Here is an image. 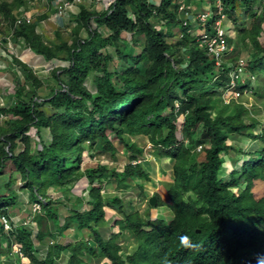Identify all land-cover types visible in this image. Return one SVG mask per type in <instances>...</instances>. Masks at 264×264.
Masks as SVG:
<instances>
[{
	"label": "trees",
	"instance_id": "1",
	"mask_svg": "<svg viewBox=\"0 0 264 264\" xmlns=\"http://www.w3.org/2000/svg\"><path fill=\"white\" fill-rule=\"evenodd\" d=\"M185 1L184 5L195 4L203 12L209 4L217 10L216 0ZM237 1L220 0L230 18H234ZM23 5L24 0L0 1V15L13 23L14 11ZM111 9L108 14L81 7L73 19L76 26L70 45L59 33L57 42L45 45L35 33L37 23L22 25L16 31V40L33 53L47 61L65 62L66 66L51 72L57 86L44 99L35 94L36 87L44 82L16 60L33 87L29 92L18 89L16 105L6 112L14 118L0 125V257L5 256L7 264H17L22 257L28 264H57L66 252L70 256L65 264H90L92 260L103 264H236L227 236L234 225L223 227L221 213L252 221L264 208V200L257 202L249 190L233 194L234 188L241 187L236 168L229 172L227 181L219 172L226 170L222 157L240 151L236 145L227 144L229 138L243 136L260 121L241 99L224 103L222 96L233 91L242 95L244 90L253 95L263 90L264 95V15L244 9L251 24L239 29L238 38L244 45L247 41L250 48L247 67L240 71L235 56L232 62L216 64L221 57L208 53L206 46L199 47V42L190 37L195 23L207 35H213L218 19L215 14L204 23L193 18L184 25L186 17L177 12L176 0H161L159 6L150 0H118ZM163 26L168 28L166 32ZM175 27L184 31L185 38L175 37L173 43L169 38L174 37ZM83 33L88 36L79 39ZM164 34L169 40L165 41ZM175 47L185 51L188 61L174 56ZM114 61L116 65L111 70L109 64ZM89 79L94 92L86 87ZM45 105L49 106L47 110ZM179 116L184 117L180 130ZM31 128L38 137L34 148L27 135ZM43 130L50 132L49 143L40 139ZM111 135L132 153L130 160L144 153L134 138L146 137L159 160L167 158L173 163V183H165L167 200L155 194L157 205L147 204L140 213L119 195L101 193L111 183L128 190L137 182L142 195H147L145 184L153 180L140 164H127L121 173L105 167L81 171L83 154L89 148L115 154ZM259 139L264 142V130ZM21 143L24 148L19 150ZM199 145L203 146L201 154L193 151ZM263 152L264 148H259V153ZM259 158L257 154L244 161V179L251 178L255 164L264 170V161ZM9 168L11 171H6ZM84 177L89 183L87 197L82 193L73 196L69 205L67 193ZM17 181L23 186L17 187ZM49 189L62 194L61 198L53 200ZM20 194H27L28 202L38 206L31 221L35 227H27L25 221L14 226L11 221ZM85 203L88 208L82 210ZM160 206H165L169 214L150 219V210ZM63 209L68 215L61 225ZM107 209L116 211L121 218L115 221L118 232L104 238L101 229L108 224ZM3 218L13 225L10 229H5ZM70 227L79 231L89 227L92 234L84 238L86 241L64 245L59 240L60 230L66 232ZM128 233L137 248L126 255L127 245L120 242L128 239ZM181 235L190 236L199 248H183L179 243ZM14 247L20 252L15 253ZM42 247L46 248L45 254H41Z\"/></svg>",
	"mask_w": 264,
	"mask_h": 264
},
{
	"label": "rangeland",
	"instance_id": "2",
	"mask_svg": "<svg viewBox=\"0 0 264 264\" xmlns=\"http://www.w3.org/2000/svg\"><path fill=\"white\" fill-rule=\"evenodd\" d=\"M0 1H7V2H12L14 0H0ZM26 5H25V9L29 12H31L32 15V19L37 18L38 16L42 15L41 13H47L49 15L52 16L51 11L49 10L48 12L46 11V6L43 0H24ZM177 2L183 1L184 3L186 2L185 0H176ZM258 3H262V7L263 10L260 14L264 15V0H258ZM257 3V4H258ZM205 5V1H203L202 6ZM256 5L255 4H246V2L244 0H238L235 4L236 9H235V14H234V18H230L227 21V25H234L235 27V31H233V33H231L230 35L233 37V43H230L228 46H226V49L224 52H222L219 57H221L220 59H218L216 61V64H221L222 62H232L231 59H233L232 57L236 58V60H238V63L240 60H242V65H239V69L244 70L247 67V63H248V59H249V44L246 41V45H244V43L242 41L239 40L238 36H239V29H243L246 24H248V27L251 24V18H248L249 20L245 21L243 17H241L242 15H244V13L241 14V12H243L244 9H251L252 7H254ZM93 7H96V3L92 4ZM258 7V5H257ZM103 8V5H99V7L97 8V10H100ZM198 10H200L199 8H196ZM45 14V15H47ZM249 15V13H248ZM246 19V16H244ZM191 19H193L190 16ZM196 19V18H194ZM44 25L49 26L50 25V21L46 20L44 22ZM53 27H55V25H53ZM262 29L264 32V23L262 24ZM2 30H4V27H2ZM54 29L51 27L48 32L53 31ZM163 30L166 32L168 30V28H166L165 26H163ZM201 29L198 28V25L195 23L191 32H190V37H192L195 42L196 40L199 39V37H201V34L203 32H200ZM76 31V30H75ZM180 31V27H175L173 29V34L174 37L169 38L168 36L164 34L163 38L165 39V41L168 39L169 41H172L173 43H175L176 38H179V40H183L185 38V36H181V34L179 33ZM60 34L62 36H64V40L66 41V43L68 45L72 44V38L74 36V32L73 31H69L66 35V31H61ZM69 34H71V36H69ZM53 35V34H52ZM188 35V34H187ZM7 37L6 32H3V34L1 35V40ZM48 37V36H47ZM55 36H50L48 37L49 40L46 41H52L54 40ZM176 37V38H175ZM55 42H57V40H55ZM141 44L143 45V42H141ZM22 45V44H21ZM13 46V43H12ZM22 47V46H21ZM16 48V52L13 50H7L6 48H3V53L2 55H11L13 58H16L17 56L19 57L21 54V51H19L20 48L15 47ZM176 53L174 54V56L176 58H184L186 61H188V56L187 54H185V51L183 49H179L177 47H175ZM103 52V51H102ZM11 53V54H10ZM15 53L17 54V56L15 55ZM232 53V54H231ZM18 57L16 59H18ZM20 58V57H19ZM4 60V58L2 56H0V61L1 63H3V65L7 68L4 72L2 77L4 78V80L6 82H8L9 84L13 83V86H15L16 82L17 85L20 87L22 80H18L17 77H15V69L8 65L7 62L2 61ZM23 60H25V58L23 57ZM186 61L184 63H182L183 66L186 65ZM65 64V63H64ZM64 64H60L62 66H64ZM116 62L114 61L113 63L110 62L109 64V68L112 70L113 67H115ZM12 71V72H11ZM37 76L42 80V82H44V85L42 86H37V90L36 93L37 96L44 98L46 97V95H49L51 88L54 87L56 88L57 83L56 81L51 77L50 72L46 73V72H42L41 69L37 70ZM246 79V75H243L242 80ZM252 81L254 82L253 78ZM260 83L259 86L262 87V78L260 77ZM86 87L91 91L94 92V86H93V81L92 79H89L86 82ZM254 87V84L251 85V88ZM4 90L5 93L4 94H0V96H2L4 98V102L6 103V105H9V101L11 98H8L9 94L7 93V88L5 87H1L0 86V91ZM14 91L16 93V91H18V89L14 88ZM234 91L233 93H229V94H223L222 98L224 103H229L232 99L234 95ZM263 94V90L261 91L260 94H256L253 95L251 92L241 95L240 97H238V99H241V103L245 104L246 107H248L247 109L251 112V115H254V117L256 119H258L260 121V127L262 129H264V95ZM12 96V95H10ZM235 98L237 99V96H235ZM49 108L48 105L44 106V109L47 110ZM8 111V109L6 110ZM184 123V117L183 116H179L178 118V122H177V126L181 127L182 124ZM246 124H250V121L248 120V118H246L245 120ZM4 124V122L2 121L0 123V125ZM36 132L34 128L31 129V131L29 130V132H27V135L30 136V140H31V146L34 148L35 147V143L36 140H38V137L36 136ZM48 132V133H47ZM46 131H42V135L40 136V139L45 140V143H49L50 139H51V135L50 132L47 130ZM254 132V131H253ZM259 130H256V133H258ZM247 133H251V132H247ZM178 138L181 140V136L179 135V133L177 134ZM110 140L113 141V145L115 146V154L113 155V153H111L110 151H104V152H94L92 151V148H89L88 150H86L83 154V158H82V163H81V171H85L87 169H92L93 168H98V167H105L108 171H112L113 169H115L116 172L121 173L124 169V167L130 163V162H140V165H142V167L148 172L150 178H152V182L151 183H147L145 185V189L147 190V195L152 196L153 193H159L162 197L163 200H167V196L165 195V189L166 185H164V183H173V177H172V162H169V160L167 158H162V159H158L157 156L154 153V149L149 148L150 144L148 143V139L146 137H140V138H134L135 143L138 144V146L144 147L145 149V153L143 156H139L137 159H133L130 160V156L132 155V153L126 151L124 149V147L118 143V141H116V138L114 137V135L110 136ZM235 143V144H234ZM236 145L238 147L241 148V153H237V155L234 157V159H232V163H240L242 162V160H248L249 159V153L254 152L257 149V145H259V147H263L264 145H262L259 141H256V143H252V141H250L247 138H243V137H239V136H235V137H231L230 140L228 141V145ZM24 145L21 143L20 147L18 148L19 150L23 149ZM17 150V151H19ZM244 154V155H243ZM91 155H93L91 157ZM228 158V156H227ZM231 161L229 162V165H232ZM6 171L10 172V168L6 169ZM91 171V170H89ZM88 180H86V178H82L80 181H77L73 188L71 193H67V196L71 199V202L69 201V205H71V203L74 200V197L80 195L81 193L84 194V197H87L88 194V190H89V183L87 182ZM132 181L128 180V183H130ZM23 186V182H19L17 181V187H22ZM103 193L105 194L107 192H109L110 195H119V197H123L126 201L127 205H131L132 207H134V209H137L140 213H144V211L147 209V204H148V198L144 195L140 193V189L137 186V182H134L131 184V188L128 190L123 189L122 186H117L116 183H111L110 185H107L104 190H102ZM237 190H234V192ZM264 192V186L258 187L256 189V196H260L262 195ZM48 195L53 199V200H57L59 198H61V195L59 192H53V189H49L48 190ZM74 196V197H73ZM38 206L37 205H32L28 202V195L27 194H20V202L19 204L13 208V211L11 212L13 215L11 217V221L13 223L14 226H18L21 223H23L24 221L26 222L25 224L27 225V227L31 228L32 226L35 227L34 224L31 223L32 221V216H33V212L35 209H37ZM88 208V205H86V203L82 206V210ZM81 210V211H82ZM167 208L165 206H160L159 208H155V209H151L150 213H149V217L150 219H155V217H165L167 216ZM68 213L66 211V209H63L62 211V216L60 218V222L61 225H63L64 223V217L67 216ZM170 216V215H169ZM121 218V216L114 210H109L107 209L105 212V219L108 221L107 226H105L103 229H101V234L103 235L104 238H109L110 234L113 233H117L118 232V226L115 224L116 220H119ZM51 224V223H50ZM12 225V226H13ZM60 225V223H59ZM75 225V224H73ZM9 227H6L7 229H10L12 226L10 224H8ZM56 232V230H54ZM60 232H62V236L59 238V240L64 243V245L69 244V243H73L77 244L79 241L81 240H85L84 238L88 239L89 236H91L92 231L89 227H83L81 229V231H79V229L76 227V230L73 229V227H70L66 232L60 230ZM82 238V239H81ZM86 241V240H85ZM121 245H127V249H125L126 251V255L132 254L135 249L137 248V242L134 241L133 237L128 233V239L125 241H121L120 242ZM14 252L16 253V248L14 247ZM46 250L45 247L41 248V254H45ZM68 256H70L68 253L64 252L62 255H60V258L58 259L57 263L58 264H65L66 259L68 258ZM84 260L88 261V256H84ZM3 262H6L5 260V256H2V258L0 257V264H4ZM8 262H6L7 264ZM90 264H103V262H98V261H90ZM17 264H28V260L23 258L21 259V261Z\"/></svg>",
	"mask_w": 264,
	"mask_h": 264
},
{
	"label": "clouds",
	"instance_id": "3",
	"mask_svg": "<svg viewBox=\"0 0 264 264\" xmlns=\"http://www.w3.org/2000/svg\"><path fill=\"white\" fill-rule=\"evenodd\" d=\"M151 2H154V1L151 0ZM181 2L183 3V1H180V2H177L176 1V5L179 7V5H180ZM257 3H258V0L256 2V5L254 7H252V11H255L257 13V15H262V14H260L262 12V10H263L262 3H258V4ZM257 5H258V7H257ZM83 6H81V7H83ZM81 7H80V9H81ZM84 7L87 8L88 10H90V11H97V12H105V11H108V10L104 9V7L102 9H100V10H97V8L99 6L93 7L91 5L90 7L89 6H84ZM21 8H25V5L18 7L14 11V21H13V23H10L9 21L4 20L3 17L0 15V29H1L0 30V56H2L4 58V60H2V61L7 62L8 65L12 66L15 69V74H14L15 77H17L18 80L19 79L22 80V83H21L20 87L21 88H24L26 90V92H29L30 90H32V87H33L32 86V81L30 82V81H27L26 80V77H25V75L23 73V70L16 64V60H18L22 64L26 65L28 67V69L34 74V76H36L39 80H41L37 76V72H34V69L31 68V66H30L31 65L30 60L31 59L32 60H34V59L36 60L37 57H35V56H38L39 57L40 55L33 53L28 46L24 45L20 41H17L16 40V36H15L16 35V31L22 25H33V24L37 23L36 26H35V33L38 34L43 39V42H44L45 45H50V43L52 44V43L55 42V40H56V34L57 33L60 34V32L63 31V30H61L59 28H56V26L53 27V25H55V24L54 23H51V22H50V25L47 26L49 28H46L45 27L44 22L46 20H48L49 19V16H50L47 13H41L42 15H40L37 18L33 19V22L31 24L23 23L18 28H15L14 27V22H15L16 18L19 17V16H21L23 14L22 12H20V9ZM196 8H198V7L195 5L194 6V13L195 14L191 16L192 18H197L196 13L203 12V11L198 10ZM210 8H211V10L215 11V9L213 8L212 4H209V6L206 9V11H208V9H210ZM80 9H79V12H80ZM27 12L29 13V15H31V12L32 11L31 12L27 11ZM79 12L77 13V15L79 14ZM242 13H244V10H243V12H241V14ZM45 14H47V15H45ZM225 14H226V19L222 21L221 27L225 31L224 41H225L226 46H228L229 43H228L227 39H229V40L232 39L233 40V37L230 34L233 33V31H235V27H234V25H227L228 24L227 21H228V19H230V17L228 16L226 10H225ZM77 15H74L72 17L71 20L73 21V23H75V21L73 19H75V17ZM244 16H246V19H245ZM241 17H243L245 21L249 20L248 18H250L248 14H244ZM219 18H220V16H218V19L216 20V23L219 21ZM75 26H76V23H75ZM75 26H74V28H75ZM2 27H4V30H2ZM51 27L54 29L52 31V33L51 32H48V30ZM245 27H248V24H246ZM217 28H218L217 27V24H215V26H214L215 33L213 35H208V37H210V38L211 37H214L215 34H216V32H217ZM3 32H6L7 37L9 35V33L10 34L12 32L14 33L13 42H15V43L18 44V45H16V47L20 48L19 51L22 50L21 53H20L21 55L19 56L20 58L17 56L16 53H15V55L18 57V59H16L17 57L16 58H13L11 55H5V56L2 55V53L4 52L3 51V48H6L7 50H9V48L7 47V44H6L7 43V40H6L7 37H4L1 40V35L3 34ZM73 32H74V29H73ZM200 32H203V31L200 30ZM179 33L182 36L184 35V31H182L181 29H180ZM203 33H206V32H203ZM44 34L46 35V38H47L45 40H44V38L42 36ZM50 34H51V36H55L54 37V40H52V41H46V40H49L48 37L50 36ZM69 36H71V34H69ZM87 36H88L87 34L83 33V34L79 35V39H82L83 37H87ZM61 37L64 40V36L61 35ZM83 39H85V38H83ZM197 41L199 42L198 43V46L199 47L206 46L207 49H208V53L215 54L214 52H211L209 50V46L207 45V43H204L203 42V40L201 39V37H199V39ZM23 57L25 58V60H23ZM9 58H10V60H9ZM241 61L242 60L239 61V65H240ZM48 62H52L53 65H54V67L52 68V70L49 71L50 72V75L52 74L51 72L54 69H57L59 67H63L60 64H62V63L64 64L65 63V62H61L59 60H55V59L52 60V61H47L44 58H43L42 61L36 62V63L39 64V66H40L39 69H41L42 72H43V65H46V63H48ZM64 66H66V63L64 64ZM6 69L7 68L0 61V86L7 88V93L9 94L8 97L11 98L9 101H7V102H9V105H6V103L3 101L4 98L2 96H0V115H1V117H0V123L2 121L3 122H7V121H9V120H11V119L14 118L13 115H11L9 113H6L7 112L6 110L9 109L10 107L16 105V93L14 91V88L15 89H19V86L17 85V82H16L15 86H13V83L12 84H9L2 77L3 72ZM39 69H37V70H39ZM1 93L4 94L5 91L2 89L0 91V94ZM247 93H249V92L247 90H244V92H243L242 95L247 94ZM236 94H238V96ZM10 95H12V96H10ZM234 95L237 96V99L235 98V96H233V99L232 100H238V97L241 96V94H239V92H235ZM31 129H30V131H31ZM180 129H181V127H179V130ZM257 129L259 130L258 133H256V130ZM263 130L264 129H262L260 127V125H258L256 128H251L250 130L247 131V132H251V133H247L246 132L241 137L249 139L250 141H252V143H256V141H259L262 145H264V142L259 139V136H260V134H261V132ZM33 133H36V132H33ZM179 135H180V132H179ZM114 137L116 138V136H114ZM229 140H230V138H229ZM37 141L38 140H36V142ZM116 141H117V139H116ZM228 141H227V144H228ZM111 142L114 143L113 141H111ZM149 144H150L149 148H152V144L151 143H149ZM237 148L240 149V151H236V152L231 151V152H229L228 154H226L225 156L222 157V160L224 162L223 167L226 168V170L225 171L221 170L219 172V175H220L221 178H223L224 180L227 181V179L229 177V172L232 171L234 168H236V170L238 171V173L240 175L241 187L240 188H234L233 189V194L236 195V196H238L239 192L244 191V190H249V193L252 195V197L254 198V200H256L257 202L262 201V200H264V192H263L262 195L256 196V189L258 187L264 186V170H261L255 164L254 166L256 167V170L254 172H252L251 178L248 180L247 178H245V179L243 178V174L245 173V171H243V169L241 167L244 165V163H245L244 161H249L251 158L256 157L257 154L260 155V158H259L258 161H260V160L264 161V152L262 154L259 153V148H262L263 149L264 146L263 147H259V145H257V149L254 152L248 154L249 155V159L248 160H242L241 164L240 163H232V161H233L232 159H234V157L237 155V153H241V148L238 147V146H237ZM143 149H144V147H143ZM202 149H203V146L202 145H199L193 151L197 152L198 154H201ZM144 153H145V149H144ZM144 153H143V155H144ZM227 156H228V158H227ZM230 161H231L232 165H229V162ZM128 164L136 165V164H140V162L134 161V162H130ZM172 174H173V172H172ZM230 181L231 180H229L228 182H230ZM164 185H165V183H164ZM102 190H104V188ZM234 190H237V191L234 192ZM145 191H146V189H145ZM101 193H103V191H101ZM107 193H109V192H107ZM146 194H147V192H146ZM155 194H159V193H153L152 196H155ZM165 195H166V189H165ZM145 196L148 199H150V197H152L150 195H145ZM148 204H149V200H148ZM260 211L261 212L259 214H257L252 221L248 220L247 218L236 217L235 214H232V213H229L230 215H225L228 212L221 213V214L225 215V216L222 215V217H221L222 219H220V221L223 222V224H222L223 227L229 228V226L234 225L233 226L234 229H233L232 233L231 234H227V236H228V243L230 245V250H231V257H232L233 261L236 264H264V208L261 209ZM167 213L169 214V212H167ZM2 222H3L4 226H5V229H6V227H9L8 226L9 223H8L7 219L3 218L2 219ZM197 232L199 233L200 231L198 230ZM179 243L185 249L196 250V249L199 248V244L194 243L192 241L191 237L188 236V235H181L179 237ZM49 244H52V242L50 241ZM19 252H20V249L19 248H16V253H19ZM21 257H22V255H21ZM23 258L24 257H22V259Z\"/></svg>",
	"mask_w": 264,
	"mask_h": 264
},
{
	"label": "built area",
	"instance_id": "4",
	"mask_svg": "<svg viewBox=\"0 0 264 264\" xmlns=\"http://www.w3.org/2000/svg\"><path fill=\"white\" fill-rule=\"evenodd\" d=\"M46 6V11L48 12L49 10L52 12V16H49V21L51 23H54L56 28H59L61 30L66 31L67 33L70 31H73L75 23L71 20L74 15H77L79 12V9L81 6H91L93 3H96L97 6L103 5L104 9L108 10V14L112 12L111 7L116 4L118 0H43ZM151 1V0H150ZM156 3V6H159L161 3V0H152ZM194 6L195 4H191L189 6L184 5L182 2L180 3L177 12L179 14H184L186 19L183 21H188L190 16L194 15ZM216 8L217 10L213 11L208 9V11L205 12H198L196 13L197 19L201 22L204 23L208 16L215 14L216 16H220L219 21L216 23L217 24V32L214 37H208L206 33H203L201 35V39L203 40L204 43H207L209 46V50L211 52H214L217 56H219L223 51L226 49V44L224 41V34L225 31L221 27L222 21L226 19V14H225V7L224 5L220 2V0H216ZM20 12L23 14L19 17L16 18L14 22V27L18 28L20 25L23 23L26 24H31L33 22L32 16L29 15V13L25 10V8H21ZM183 16V17H184ZM186 23H184L185 25ZM205 32V31H203ZM13 36L14 33L12 32L11 34L9 33L8 37L6 38L7 40V47L10 50L17 51L16 50V45L17 43L13 42ZM182 36V35H181ZM86 38V37H83ZM82 38V39H83ZM13 43V46H12ZM202 46V45H201ZM225 48V49H224ZM37 57L36 60H30L31 62V68L34 69V72H37L36 70L39 69V64L36 62H40L43 60V57L41 56H35ZM10 60V58H9ZM242 65V61L240 63ZM54 67L52 62L46 63V65H43V72L48 73L52 68ZM238 96V94H236ZM1 117V115H0Z\"/></svg>",
	"mask_w": 264,
	"mask_h": 264
},
{
	"label": "water",
	"instance_id": "5",
	"mask_svg": "<svg viewBox=\"0 0 264 264\" xmlns=\"http://www.w3.org/2000/svg\"><path fill=\"white\" fill-rule=\"evenodd\" d=\"M156 204H157L156 197L155 196L150 197V199H149V205L152 206V207H154V206H156Z\"/></svg>",
	"mask_w": 264,
	"mask_h": 264
},
{
	"label": "crops",
	"instance_id": "6",
	"mask_svg": "<svg viewBox=\"0 0 264 264\" xmlns=\"http://www.w3.org/2000/svg\"><path fill=\"white\" fill-rule=\"evenodd\" d=\"M44 18H45V17H44ZM44 18H43V19H44ZM45 27H46V28H49V27H47L46 25H45ZM42 36H43L44 40L47 39L45 34L42 35ZM8 98H9V97H8ZM146 191H147V190H146Z\"/></svg>",
	"mask_w": 264,
	"mask_h": 264
}]
</instances>
